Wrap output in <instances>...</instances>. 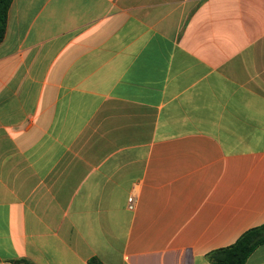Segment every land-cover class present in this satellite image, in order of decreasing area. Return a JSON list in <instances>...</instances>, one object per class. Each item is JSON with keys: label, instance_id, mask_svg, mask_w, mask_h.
I'll return each instance as SVG.
<instances>
[{"label": "crops", "instance_id": "1", "mask_svg": "<svg viewBox=\"0 0 264 264\" xmlns=\"http://www.w3.org/2000/svg\"><path fill=\"white\" fill-rule=\"evenodd\" d=\"M262 225L264 0L13 1L0 264H211Z\"/></svg>", "mask_w": 264, "mask_h": 264}, {"label": "trees", "instance_id": "2", "mask_svg": "<svg viewBox=\"0 0 264 264\" xmlns=\"http://www.w3.org/2000/svg\"><path fill=\"white\" fill-rule=\"evenodd\" d=\"M14 0H0V44L5 38L8 15ZM264 244V225L245 232L233 245L211 252V264H246L258 247ZM91 264H102L92 259Z\"/></svg>", "mask_w": 264, "mask_h": 264}, {"label": "built area", "instance_id": "3", "mask_svg": "<svg viewBox=\"0 0 264 264\" xmlns=\"http://www.w3.org/2000/svg\"><path fill=\"white\" fill-rule=\"evenodd\" d=\"M138 197L135 194H132L128 199V209L134 212L137 208Z\"/></svg>", "mask_w": 264, "mask_h": 264}]
</instances>
